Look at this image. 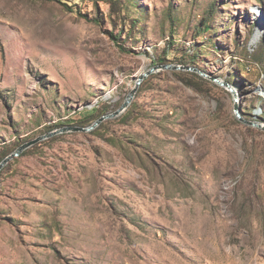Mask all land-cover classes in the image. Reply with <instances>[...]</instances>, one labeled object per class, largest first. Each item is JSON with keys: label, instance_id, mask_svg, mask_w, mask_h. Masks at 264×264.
<instances>
[{"label": "rangeland", "instance_id": "rangeland-1", "mask_svg": "<svg viewBox=\"0 0 264 264\" xmlns=\"http://www.w3.org/2000/svg\"><path fill=\"white\" fill-rule=\"evenodd\" d=\"M59 1L0 0V161L134 94L2 168L0 264H264V0Z\"/></svg>", "mask_w": 264, "mask_h": 264}, {"label": "water", "instance_id": "water-1", "mask_svg": "<svg viewBox=\"0 0 264 264\" xmlns=\"http://www.w3.org/2000/svg\"><path fill=\"white\" fill-rule=\"evenodd\" d=\"M185 69V70H191L190 67H182L181 66H172V65H161V66H153L149 72H153L154 70H159V69H166V70H177V69ZM145 77V75H142L140 77V79L137 81L136 86L139 85L140 81L142 80V78ZM214 82L218 83L220 86H226L229 88V90L232 92L233 88L228 85L225 84L224 82H221L217 79H212ZM134 94V91L129 95L128 99L124 102V105L117 111L113 112V113H109L103 116H100L94 123L90 124L87 127H75V126H65V127H61V129H57L55 131L49 132L46 135H42L40 137H37L31 141H27V143L21 145L20 147H18L15 151H13L12 153H10L8 156H6L4 159H2L0 161V171L2 170V168L9 163L10 160H12L14 157H17L21 152H23L24 150L32 147L33 145L41 142L44 139L50 138L52 136L58 135V134H63V133H68V132H82V133H87V132H91L93 131L95 128H97L99 125H101L102 122H104L105 120L111 119L115 116H117L118 114H120L121 110H123V108H125L130 102V100L132 99ZM234 105L237 107L238 101L234 99ZM236 114L237 117L240 118V110L237 108L236 109ZM241 122H243L245 125L249 126V127H253V128H257L260 130L264 131V125L261 124L258 121H247V120H243L241 119Z\"/></svg>", "mask_w": 264, "mask_h": 264}, {"label": "trees", "instance_id": "trees-1", "mask_svg": "<svg viewBox=\"0 0 264 264\" xmlns=\"http://www.w3.org/2000/svg\"><path fill=\"white\" fill-rule=\"evenodd\" d=\"M58 2H60V1L58 0ZM112 37H113V40H114L115 42H117L119 35H115V36L113 35ZM153 66H156V65H153ZM153 66H152V67H153ZM195 91H199V92H201V93H203V94H207V92H206L204 89H197V90H195ZM63 127H65V126H63Z\"/></svg>", "mask_w": 264, "mask_h": 264}, {"label": "bare ground", "instance_id": "bare-ground-1", "mask_svg": "<svg viewBox=\"0 0 264 264\" xmlns=\"http://www.w3.org/2000/svg\"><path fill=\"white\" fill-rule=\"evenodd\" d=\"M191 94H192L193 96H196L197 94H199V92H196L195 90H192ZM201 96H202V95H201ZM171 99H173V98H171ZM174 99H176V98H174Z\"/></svg>", "mask_w": 264, "mask_h": 264}]
</instances>
